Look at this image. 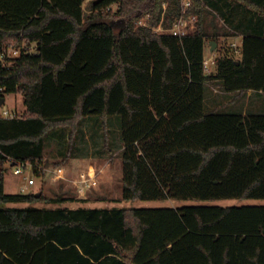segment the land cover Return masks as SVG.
<instances>
[{
	"label": "trees",
	"instance_id": "obj_1",
	"mask_svg": "<svg viewBox=\"0 0 264 264\" xmlns=\"http://www.w3.org/2000/svg\"><path fill=\"white\" fill-rule=\"evenodd\" d=\"M190 1L183 13L182 0H92L85 14L84 0H0V49L35 43L0 61V90L25 105L0 116V264H264V204L6 205L67 200L5 193L3 163L42 169L49 130L114 114L116 201L264 198V112L204 110L207 85L264 94V0ZM191 14L186 34L153 30ZM232 34L240 56L217 55L206 72V40Z\"/></svg>",
	"mask_w": 264,
	"mask_h": 264
},
{
	"label": "rangeland",
	"instance_id": "obj_2",
	"mask_svg": "<svg viewBox=\"0 0 264 264\" xmlns=\"http://www.w3.org/2000/svg\"><path fill=\"white\" fill-rule=\"evenodd\" d=\"M91 1L84 0L82 4L85 14H89L91 11ZM115 7L116 5L114 4L112 10ZM139 20L144 21L145 16L134 19L133 22L137 25L139 24ZM206 21L210 30L219 28V32H222L223 29L221 28L224 25L222 19L210 15ZM116 26L119 27L120 24ZM233 35L237 34L218 35L213 49L211 43L205 42L204 57L206 59H215L217 55L225 54L239 57L242 40ZM25 43L27 42H23L20 46H12V48L21 49ZM27 46L31 52L35 51L34 42L28 43ZM1 99L0 113L3 108H7L15 110L20 116L23 115L24 102L22 93H4L0 90V101ZM244 102H246L245 109L247 111L264 112V94L261 97L254 95L245 99L240 94L235 95L234 92H225L217 85H207L204 88L205 111H240L242 110ZM69 129L67 126L57 129L52 128L45 135L46 145L43 166L47 169H41L43 176L39 174L41 171H38V169L33 172L28 167L20 174H15L14 169L16 164H12L10 161L4 162L3 167L5 169L4 178L6 188L10 191L30 193L37 192L38 190V192L41 191L47 197L66 195L71 197L72 201L70 200L64 203L35 201L20 204L21 206L38 205L43 208H54L57 205L70 207L71 205L77 206L81 204L87 205V207H177L191 204L222 206L264 204V198H221L206 200L169 198L162 200L130 199L116 201L115 199L121 194V117L117 114L106 115L105 117L88 115L80 119L75 131L69 132ZM68 158L81 160L72 169L70 176L63 178L62 175L64 176L65 174L63 171L62 175L57 177L54 169H52L54 164L65 163L64 161ZM70 160L69 162L72 161ZM1 165L2 163H0ZM29 178H33L35 182L32 184L29 183Z\"/></svg>",
	"mask_w": 264,
	"mask_h": 264
},
{
	"label": "built area",
	"instance_id": "obj_3",
	"mask_svg": "<svg viewBox=\"0 0 264 264\" xmlns=\"http://www.w3.org/2000/svg\"><path fill=\"white\" fill-rule=\"evenodd\" d=\"M191 1L190 0H182V12L184 13L186 11V9L188 8V6L190 5ZM195 20H196V16L194 14H191L190 16H184L181 15L179 18L176 19V21L174 22V24L170 27V28H162L161 25H158L156 27H153V30L155 31H163V32H170L172 34L175 35H183L186 34L190 31H193L195 29ZM139 24H145L144 21L139 20ZM232 44V43H231ZM28 42L24 44L23 47H21V49L19 48H12V47H8V48H1L0 49V61L3 62L5 57H15L18 56L22 51L25 52H31L30 50H28ZM12 53V54H11ZM215 59L210 58V59H206L204 57V65H205V71L206 72H210V67L212 64H214ZM1 89V88H0ZM19 113L16 112L15 110H10L7 108H3L1 110L0 116L2 117H16L18 116ZM30 168L33 170V166L30 162H26V161H20L16 163V167L14 169V173L15 174H20L23 170H25L26 168ZM38 171H41V168L38 167ZM54 173L57 177H60L63 173V169L62 167H56L54 169ZM29 183H34L33 178H29ZM22 189V188H21Z\"/></svg>",
	"mask_w": 264,
	"mask_h": 264
},
{
	"label": "crops",
	"instance_id": "obj_4",
	"mask_svg": "<svg viewBox=\"0 0 264 264\" xmlns=\"http://www.w3.org/2000/svg\"><path fill=\"white\" fill-rule=\"evenodd\" d=\"M234 37H238L240 40H242V35L241 34H237V35H233ZM211 43V40H206V43ZM242 42V41H241ZM236 43V42H235ZM240 56V55H239ZM234 94L235 95H238L237 94V92H234ZM240 95H242L245 99L246 98H248V97H252V96H254V95H258V96H260L261 97V95H262V93L261 92H259V91H252V90H247L246 92H243V93H241ZM245 107H246V102H244V104H243V107H242V111H243V113H246V109H245ZM24 110H25V105H24V108H23ZM71 158H68L66 161H64L65 163H62V164H54V167L52 168V169H55L56 167H62V169H63V171L65 172V174H64V176L62 175V177L64 178H66L67 176H70V174H71V172H72V169L76 166V164H78V162L81 160V159H71ZM44 160L45 159H43V162H42V170H45V169H47L45 166H43L44 164ZM69 160L71 161V162H69ZM63 162V161H62ZM67 162H68V164H67ZM50 169V168H49ZM51 169V170H52ZM43 171H41L39 174L40 175H42L43 176V173H42ZM43 180H44V177H43ZM50 181V180H49ZM57 181V180H56ZM35 182V181H34ZM60 183V182H59ZM3 191L5 192V193H18V191H10V190H8L7 188H6V181H5V178H4V175H3ZM37 192H38V190H37ZM53 197H63V198H66L67 200H65V201H63V202H60V203H64V202H66V201H72V198L71 197H68V196H66V195H62V196H53ZM78 197H81V196H78ZM85 198V197H84ZM83 198V199H84ZM103 200H107V199H103ZM74 202V201H73ZM76 202V201H75ZM77 202H79V201H77ZM81 202V201H80ZM23 203H29V202H7L6 203V205H8V206H21L20 204H23ZM50 203H55V202H50ZM56 203H58V202H56ZM27 206H32V205H27ZM58 206V205H57ZM56 206V207H57ZM78 206H84V207H87V205L85 206V205H77V206H74V205H71L70 207H78ZM36 207H40V206H36Z\"/></svg>",
	"mask_w": 264,
	"mask_h": 264
},
{
	"label": "water",
	"instance_id": "obj_5",
	"mask_svg": "<svg viewBox=\"0 0 264 264\" xmlns=\"http://www.w3.org/2000/svg\"><path fill=\"white\" fill-rule=\"evenodd\" d=\"M124 22H125V20H122V24H124ZM215 43H216V42H215L214 40H211V46H212V49L214 48ZM0 102H2V99H1ZM12 164H14V163H12ZM36 195H38V192L36 193Z\"/></svg>",
	"mask_w": 264,
	"mask_h": 264
}]
</instances>
